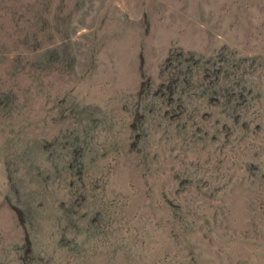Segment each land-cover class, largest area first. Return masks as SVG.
<instances>
[{
  "label": "rangeland",
  "instance_id": "1",
  "mask_svg": "<svg viewBox=\"0 0 264 264\" xmlns=\"http://www.w3.org/2000/svg\"><path fill=\"white\" fill-rule=\"evenodd\" d=\"M0 264H264V0H0Z\"/></svg>",
  "mask_w": 264,
  "mask_h": 264
}]
</instances>
